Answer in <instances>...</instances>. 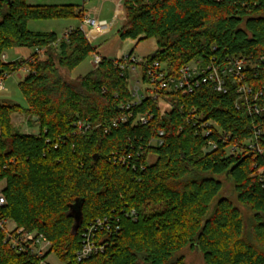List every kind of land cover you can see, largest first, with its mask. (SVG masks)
I'll list each match as a JSON object with an SVG mask.
<instances>
[{
	"label": "trees",
	"instance_id": "trees-1",
	"mask_svg": "<svg viewBox=\"0 0 264 264\" xmlns=\"http://www.w3.org/2000/svg\"><path fill=\"white\" fill-rule=\"evenodd\" d=\"M30 1L0 0V76L29 71L19 83L27 108L0 104V182L6 181L0 220L43 234L52 247L42 259L17 253L0 228V264H40L52 253L67 264H186L178 254L188 246L202 253L205 264H264V155L244 149L229 154L217 136L227 133L242 146L261 127L258 145L264 151V121L246 106L237 109L233 92L224 95L204 85L186 96H170L171 109L147 98L135 111L154 115L147 126L114 127L121 107L131 101L117 60L103 58L77 85L65 81L60 71L73 74L97 48L82 30L59 37L28 25L83 21L84 11ZM123 5L119 39H156L159 49L148 61L165 64L172 75L197 58L264 57V0H124ZM21 48L33 53L3 61L5 51ZM193 110L203 121L214 120L219 131L204 138ZM15 113L28 115L33 124L37 118L38 134L15 131ZM159 139L161 146L148 147ZM210 140L217 150H206ZM221 177L234 183L239 204L254 213L249 233L240 208L222 196ZM76 203L83 213L77 231L71 217ZM104 218L110 229L95 238L97 244L104 241V252L78 261L84 232Z\"/></svg>",
	"mask_w": 264,
	"mask_h": 264
},
{
	"label": "built area",
	"instance_id": "built-area-1",
	"mask_svg": "<svg viewBox=\"0 0 264 264\" xmlns=\"http://www.w3.org/2000/svg\"><path fill=\"white\" fill-rule=\"evenodd\" d=\"M114 19V21L125 20V17L123 18L122 14L119 15L117 10V16ZM109 24L107 21H99L89 17L83 20V25L90 26L94 30L109 27ZM93 58L95 68H98L104 57L97 53ZM113 60H117L115 65L121 70L122 76H126L131 91V101L126 106L121 107V115L117 121L113 122L114 127L120 124H131L133 128L147 126L154 119V115L135 113L147 98L157 101L165 109H171L173 104L170 96L176 94L186 96L204 85H209L216 92L224 95L233 92L237 96L235 102L237 109L246 106L251 115L264 121V57L257 60L240 55L226 57L221 61L216 60V57L209 60L197 58L182 67L177 75H172L167 66L158 61L152 63L148 60L139 61L129 55ZM7 79V76H0V93L6 89L5 81ZM191 114L195 120V125L199 126L204 138L213 136L215 130L219 131L214 120L203 121L195 110ZM261 130V127H256L254 136L242 146L231 142L232 137L227 133H220L217 136L227 146L226 151L229 154H235L244 149L264 155V151L258 145ZM159 135L164 136V133L160 132ZM162 144L161 139L153 140L148 147L161 146ZM217 149L218 143L215 140H210L206 150L211 152ZM122 161L125 159L123 158ZM5 204L6 199L0 193V209ZM134 215L135 213H132L133 217ZM7 223L0 220V228L7 232L6 242L17 253L30 252L42 259L50 252L52 245L43 234L27 232L24 228L8 230ZM105 227L110 229L107 218L96 220L86 229L83 234L82 248L76 255L78 261L104 252L106 247L104 241L97 244L95 238L97 233ZM40 264L48 263L43 261Z\"/></svg>",
	"mask_w": 264,
	"mask_h": 264
},
{
	"label": "rangeland",
	"instance_id": "rangeland-1",
	"mask_svg": "<svg viewBox=\"0 0 264 264\" xmlns=\"http://www.w3.org/2000/svg\"><path fill=\"white\" fill-rule=\"evenodd\" d=\"M39 5H72L77 11L98 8L102 11V17L108 20L109 27L93 29L90 26H86V33L89 42L97 48L98 53L107 59H121L133 54L132 56L139 61L148 60L159 48L156 39H139L137 41L126 40L122 41L118 37V29L122 26L121 20H118L114 27V12L116 10L115 3L110 0H34ZM123 12V11H121ZM81 19L77 17L60 20H45V21H32L28 25V29L34 32L42 33H56L59 37H62L66 33L75 30L80 25ZM33 53L30 49H11L4 52L5 63H11L17 60L28 58ZM93 56L88 58L85 62L79 65L73 74H69L64 70L60 73L64 80L73 84H79V78L87 75L94 68ZM25 71L29 73L27 69L18 72L12 77H9L5 81V90L0 93V104L5 105H18L22 108H27L25 98L19 90V83L25 78ZM27 73V75H28ZM35 122V121H34ZM11 123L15 129L23 134H38L39 127L37 122L34 124L28 115L24 113H15L11 116ZM1 136V133H0ZM155 158L151 157L150 162H154ZM224 183V190L222 196L229 198L237 205L243 213L248 233L250 226L253 222L254 213L247 206L239 204L237 200V194L235 193L234 183L226 179V177L220 178ZM6 186V181L0 182V193ZM8 230H14L18 228L13 221H8L6 225ZM179 256H184L186 264H205L202 253L192 246L186 247L180 251ZM48 264H67L61 261L54 253L49 254L46 258Z\"/></svg>",
	"mask_w": 264,
	"mask_h": 264
},
{
	"label": "crops",
	"instance_id": "crops-1",
	"mask_svg": "<svg viewBox=\"0 0 264 264\" xmlns=\"http://www.w3.org/2000/svg\"><path fill=\"white\" fill-rule=\"evenodd\" d=\"M110 1H112L113 3H115V7H116V10H115V12H114V18L117 16V10H118V14H119V11H120V10L123 11V12L121 13L122 16H123V18L125 17V20H121L122 25H123L124 22L126 21V12H125V10H124V5H123L124 0H110ZM29 3L32 4V5H38V3H36L34 0H31ZM66 5H67V4H65V5H52V6H66ZM79 11H81V10H79ZM83 11H84V10H83ZM86 17L94 18V19H97V20H99V21H107V22H108L107 19H105V18L102 17V11L99 10L98 8H95V9H89L88 11H84V18H86ZM114 20H115V19H114ZM117 21H118V20H116V21L113 22V27H114V25H115V23H116ZM77 29L82 30V31L85 33V35L87 36V33H86V26L83 25V21H80V25H79L75 30H77ZM4 59H5V55H4ZM27 73H28V72L25 71V74H26L25 77L27 76Z\"/></svg>",
	"mask_w": 264,
	"mask_h": 264
},
{
	"label": "water",
	"instance_id": "water-1",
	"mask_svg": "<svg viewBox=\"0 0 264 264\" xmlns=\"http://www.w3.org/2000/svg\"><path fill=\"white\" fill-rule=\"evenodd\" d=\"M35 122H38V119H34ZM71 217L75 221V227L74 229L77 231L81 225L82 219H83V213H82V205L79 203H76L71 207Z\"/></svg>",
	"mask_w": 264,
	"mask_h": 264
}]
</instances>
